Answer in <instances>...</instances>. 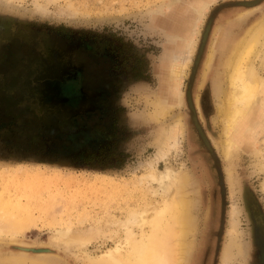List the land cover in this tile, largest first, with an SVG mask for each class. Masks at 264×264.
Masks as SVG:
<instances>
[{"label": "rangeland", "instance_id": "rangeland-1", "mask_svg": "<svg viewBox=\"0 0 264 264\" xmlns=\"http://www.w3.org/2000/svg\"><path fill=\"white\" fill-rule=\"evenodd\" d=\"M238 1L214 0L203 21L197 24L202 30V24L212 18L191 80L193 102L197 100L196 114L212 155L196 132L184 98L179 105L173 103L160 84L168 57L180 55L177 52L183 42L178 35H183L187 22L195 16L188 5L190 0H0V48L4 42L23 44L30 39L38 45L53 47L55 43L59 47V42L70 43L69 38L73 41L82 38V82L84 90L91 92L112 77L101 76L109 71V59L98 56L96 46L98 41H108L106 47L117 49L113 50L114 57H120L126 77H112L113 81L122 79V89L113 98L112 106L118 108L116 116L125 129H122L123 139L110 140L111 143L104 138L109 126L102 127L104 134L98 136L91 123L77 129V134L47 139L48 135L41 130L44 122L34 118V112L26 113L27 108L34 111L27 99L15 97L12 91L0 99V193L12 202L13 213L25 226L22 233L8 237L14 241L13 250H45L28 252L52 255L56 248L48 242L57 231L69 229L77 233L97 226L106 230L105 236L110 233L107 229L113 232L79 250L71 247L70 254H63L59 249L65 257L64 264H79L82 260L76 255L80 256L81 252L77 251L96 255L113 246L117 238L115 219L123 220L128 209L140 208L146 199L155 198L150 196L144 183L137 184L138 177L149 171L151 162L155 169L162 170L167 164L190 177L188 194L193 204L191 218L195 229L187 238L191 248L184 264H223L219 251L225 242L228 213L233 204L238 211V241L245 254L237 255L231 264H259L260 247L264 258V167L259 165L262 158L257 157L254 150H244L228 164L234 179L233 197H229L224 177L226 163L220 154L221 117L217 111L226 86H221L219 95L212 90L215 72L219 70L221 79L222 69L225 70L221 64L234 44L242 40L235 37L237 31L231 28H248L264 18V0H258L252 10L237 5ZM11 34L12 39L7 41ZM229 37L236 39L222 44ZM210 50L213 65L205 70ZM138 59L141 65L137 66ZM194 59L193 53L181 79L183 92L189 83ZM101 61L106 63L98 68ZM250 61L256 64V53ZM262 73L260 71L261 76ZM132 74L141 75L142 79L133 82ZM16 75L22 81L17 85L29 78V74L20 71L0 72L2 82L9 84ZM160 95L169 106L163 117L155 119L151 117L152 107ZM90 105L82 109V114L92 122V115L87 116L92 113ZM177 120L183 125L178 147L171 149L165 158L154 161L163 129ZM261 128L257 144L264 139V126ZM99 144H105L103 158L83 162Z\"/></svg>", "mask_w": 264, "mask_h": 264}, {"label": "bare ground", "instance_id": "bare-ground-1", "mask_svg": "<svg viewBox=\"0 0 264 264\" xmlns=\"http://www.w3.org/2000/svg\"><path fill=\"white\" fill-rule=\"evenodd\" d=\"M213 2L214 0H190L188 5L190 4L195 16L187 22V25L184 24L186 29L183 31V35H178L179 40L183 42V46L177 52L180 53V57L175 55L169 56L167 59L161 87L164 85V91L172 102L178 105L185 95L190 103L189 94L186 90L183 92L181 89V79L186 74L185 70L193 53L196 56L195 61L201 54V43L207 38L210 30V23H207L210 17L202 24V30L198 29L197 24L203 21ZM240 2L245 3L250 10L254 9L256 4V1L253 0H240ZM178 9H180L179 6ZM176 11L174 13L178 14ZM174 16L176 15L174 14ZM175 19L177 20V18ZM246 34L240 43L234 44L224 64H221L225 68V70L222 69L221 79L219 70L215 72L212 79V90L216 95L220 94L222 85L226 86L224 98L217 107V111L221 117L223 138L220 144V154L226 163L224 167L226 176L224 177L226 178L225 183H228L229 197L231 198L233 197L234 179L232 178V169L228 164L233 163L240 151L254 150L253 153L262 158L259 163L260 168L264 167V139L260 144H257L258 136L261 135V126H264V75H260V71L264 74V18L251 26ZM254 53H256V64H252L250 61ZM213 59L210 50L205 61V70L213 65ZM165 100L160 95L153 103L152 118L163 117L169 106L166 105ZM194 106L195 108L197 106L196 99ZM182 135L181 121L177 120L173 124L167 125L159 138L154 161L165 158L171 149L177 148ZM203 139L209 144L207 138L203 137ZM148 165L149 171L138 177L137 184L144 183L147 191L151 193L150 196L155 198L146 199L147 202L144 201L140 208L128 209L123 220L115 219L116 228L113 230L117 238L114 240L113 246L107 247L96 255L86 251H77L81 252L80 256L76 255V258L79 257L82 260L79 264H184L186 262L191 248L187 238L195 229L191 218L193 204L188 194L189 174L183 170H175L167 164L162 170L155 169L151 162ZM13 207L12 202L0 193V264H64L65 257L60 254L59 249L63 251V254H67L71 251V247L79 250L86 247L92 240H103L113 232L107 229V232L110 233L105 236L106 230L104 231L98 226L97 228L91 227L84 232L79 230L80 232L77 233H73V230L70 232L69 229H62L57 231L48 242V245L56 248L52 255H31L27 248L20 251L11 248L14 241L8 240V237L12 238L22 233L25 228L13 213ZM237 214L238 211L233 204L228 213L224 234L225 242L219 251L221 259L219 260L223 264H231L237 255L239 257V255L245 254V249L238 241ZM113 237L115 236L113 235ZM40 252H45V250Z\"/></svg>", "mask_w": 264, "mask_h": 264}, {"label": "flooded vegetation", "instance_id": "flooded-vegetation-1", "mask_svg": "<svg viewBox=\"0 0 264 264\" xmlns=\"http://www.w3.org/2000/svg\"><path fill=\"white\" fill-rule=\"evenodd\" d=\"M256 4L254 9L257 6ZM56 34L61 36L59 33ZM11 37H13V34L6 38L7 41L11 40ZM233 39L230 37L229 40L224 39L222 44L229 43ZM30 40H27L23 44H11L13 41H11V43L4 42L2 44L3 47L0 48V60L2 61L0 65V72L20 71L29 74V78L27 77V79H25L26 81L23 80V83L17 85L19 84V81L22 82L21 77H18L17 75L12 76V83L9 84L2 82L0 76V99L3 98V95H8V92L10 91L15 94V97L22 96L21 98L27 99L30 107H32L34 111L27 108L26 113L29 114L34 112V118L44 122V127H42L41 130L42 132H46L49 137L47 139H51V136L66 137L67 134L70 133L77 134L76 130L84 129L85 123H91L92 127L96 129L95 131L98 132V136H102V127L109 126L108 131L105 129L106 136H104V138L110 143V140L115 141V139H123L122 133L124 131L122 132V129H125V127L123 125H119L116 116L118 108L112 106L113 98H116L121 91L120 89H122V79H126V77H124L125 69L122 70L121 68L122 62L120 57L118 56V59L114 57L116 55L114 51L117 49L114 48L113 51L112 49L107 48L106 46L109 43L108 41H98V43H96L100 52L98 56L108 57L109 59L107 62L109 71L107 75L101 76H122V79L119 78L113 81L112 77H108L109 79L104 85L98 86L97 89L95 88L92 89L91 92H88L84 90L82 82V64L80 63V57L82 54L81 48L83 44L82 38L77 39V41L75 39L73 41L72 38H69L68 40L70 43L62 44L59 42V47L55 43H53V47L42 46L33 43ZM15 41H18V39ZM218 49H220V47ZM202 52L199 56L197 64L199 63ZM104 63L106 62L101 61L98 68ZM194 63L195 59L193 61V67L191 68L189 83L185 89L186 91H189L191 105H189L186 95L184 99L191 111V120L196 132L205 145L198 128H200L203 137H207L198 121L191 93V80L193 79V74L195 73L197 67V64ZM4 65H6L7 68H4ZM138 65H141L140 59L137 60V66ZM16 67H22V69L20 68L19 70ZM133 70L134 69H132L131 72ZM139 79H142L141 75L132 74L131 80L133 82H137ZM188 85H190L189 89ZM90 101L92 102L91 105ZM89 105L92 113L87 116L92 115V122L85 119L86 116L82 114V109ZM28 119L33 120V118L29 117ZM209 148L212 153L210 145ZM105 150V144H99V146L95 148L94 152L87 154L83 158V162H86V160H89L90 158H92L93 161L99 159L98 157L103 158L105 154L104 152H106ZM259 249L260 253L258 254V263L263 264L264 258H262L261 247Z\"/></svg>", "mask_w": 264, "mask_h": 264}, {"label": "water", "instance_id": "water-1", "mask_svg": "<svg viewBox=\"0 0 264 264\" xmlns=\"http://www.w3.org/2000/svg\"><path fill=\"white\" fill-rule=\"evenodd\" d=\"M256 1V3L258 2V0H255ZM238 5H242V6H246V4L245 3H243V2H239V3H237ZM207 23H210L209 25H211V17H210V19L208 20V22ZM208 28V27H207ZM208 35V34H207ZM206 39V38H205ZM204 39V42H202L201 43V50H200V52H202V50H203V47H202V45L204 46V44H205V40ZM200 56V55H199ZM198 59H199V57H198ZM198 59H197V61H198ZM194 64H197V62L196 63H194ZM190 87V85H188V88ZM187 93L189 94V91H187ZM189 105H191L190 103H189ZM195 121V120H194ZM198 127V126H197ZM198 130H199V133L201 132V130H200V128H198ZM201 134H202V132H201ZM200 134V135H201ZM202 136H203V134H202ZM201 136V137H202ZM202 139H203V137H202ZM204 140V139H203ZM204 143H205V145H206V147H207V149L209 150V151H211L210 150V148H209V145H208V143H206L205 141H204ZM221 182V179L219 178V183ZM220 189L222 190V183L220 184ZM28 251H32V252H40V251H44V250H33V249H30V250H28Z\"/></svg>", "mask_w": 264, "mask_h": 264}, {"label": "crops", "instance_id": "crops-1", "mask_svg": "<svg viewBox=\"0 0 264 264\" xmlns=\"http://www.w3.org/2000/svg\"><path fill=\"white\" fill-rule=\"evenodd\" d=\"M236 26H238V24L236 25ZM226 30H230V29H227V28H225ZM250 29V27H248V28H244V27H240V28H238V27H236V29H233V28H231V30L233 31V30H235V31H237L236 32V35H235V37H238L239 39L240 38H243V37H246V33H247V31ZM238 31H241V32H238ZM228 35V34H227Z\"/></svg>", "mask_w": 264, "mask_h": 264}]
</instances>
